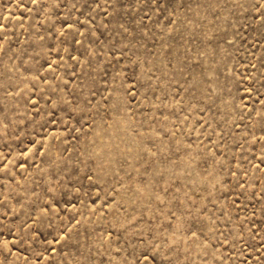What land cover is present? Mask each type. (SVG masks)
I'll use <instances>...</instances> for the list:
<instances>
[{
  "label": "rangeland",
  "instance_id": "1",
  "mask_svg": "<svg viewBox=\"0 0 264 264\" xmlns=\"http://www.w3.org/2000/svg\"><path fill=\"white\" fill-rule=\"evenodd\" d=\"M0 264H264V0H0Z\"/></svg>",
  "mask_w": 264,
  "mask_h": 264
}]
</instances>
